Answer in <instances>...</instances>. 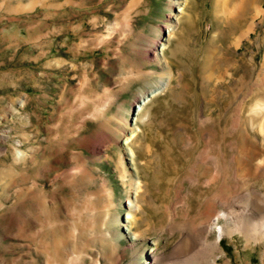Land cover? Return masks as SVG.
I'll list each match as a JSON object with an SVG mask.
<instances>
[{"label":"rangeland","instance_id":"rangeland-1","mask_svg":"<svg viewBox=\"0 0 264 264\" xmlns=\"http://www.w3.org/2000/svg\"><path fill=\"white\" fill-rule=\"evenodd\" d=\"M215 1L0 0V264H155L156 245L157 264H184L168 257L204 219L217 220L211 239L252 223L243 213L264 203V0ZM248 2L261 12L237 27ZM139 72L164 74L178 96L141 109V80H128ZM146 205L151 236L132 243L128 212L140 220ZM258 230L224 235L218 261L264 264Z\"/></svg>","mask_w":264,"mask_h":264},{"label":"bare ground","instance_id":"bare-ground-1","mask_svg":"<svg viewBox=\"0 0 264 264\" xmlns=\"http://www.w3.org/2000/svg\"><path fill=\"white\" fill-rule=\"evenodd\" d=\"M221 1L222 0H216V8H218V10L220 9L221 6ZM248 1V0H246ZM257 0H254V2ZM260 1V0H259ZM253 2V1H251ZM254 2L252 4H254ZM261 2V1H260ZM245 3V2H244ZM250 2H248L247 6L244 8V10L242 11V14H240V17L238 16V18L240 20H236L239 24L237 25V27H240V25L243 23L244 20L248 19L247 17H249L248 14H253V12L256 11L255 7L251 5V10L247 11L248 8H250L249 6ZM244 7V6H243ZM258 9V6H257ZM215 12V10L213 11ZM257 14H259L261 11L257 10L256 11ZM255 12V13H256ZM242 15V16H241ZM249 20V19H248ZM250 21V20H249ZM236 22V23H237ZM249 23V22H248ZM247 23V25H248ZM252 24V23H251ZM258 27V26H257ZM240 29V28H239ZM244 30V29H243ZM241 31V30H240ZM243 32V31H242ZM212 38V37H211ZM212 43V42H211ZM213 44V43H212ZM211 45V44H210ZM161 48H163V44H161ZM208 46V45H207ZM209 46L207 47V51L205 53V59L203 62V69L208 70L212 64H210V59L208 58V54H209V50H210ZM206 48V47H205ZM218 49V48H217ZM216 49V50H217ZM212 50V49H211ZM152 51V53L155 56H159L161 54V52H157V49L155 50H150ZM151 53V52H150ZM146 58H148L149 55H145ZM211 56V55H210ZM217 56V55H216ZM213 58V57H212ZM168 59V58H167ZM264 60V59H263ZM217 61V60H216ZM164 62V61H163ZM202 62V61H201ZM169 64V63H168ZM215 64V63H214ZM201 65V64H200ZM170 66V65H169ZM227 67V66H226ZM161 68L163 70V72L168 73L171 76V79L174 77L172 76L170 69L168 67V65H162L161 63ZM142 69V68H141ZM129 70V69H128ZM125 70V71H128ZM133 70V68H132ZM136 70V69H135ZM204 70V71H205ZM174 71V70H173ZM129 72V71H128ZM133 72V71H132ZM138 72V71H137ZM131 73V72H130ZM129 73V74H130ZM136 73V72H135ZM134 73V74H135ZM203 73V72H202ZM218 73V72H217ZM137 74V73H136ZM205 74V72H204ZM209 74V73H208ZM220 74V73H219ZM260 74V73H259ZM126 75V74H125ZM174 75V74H173ZM206 75V74H205ZM204 75V76H205ZM214 75V74H213ZM127 76V75H126ZM167 76V74H166ZM182 76V75H181ZM208 76V75H207ZM216 76V74L214 75ZM125 77V76H124ZM123 77V78H124ZM150 74L148 72H139V75L137 76H128V80H130V82H134L136 80H141V85H140V92L136 97V101L141 105H144L141 109H146V110H150L153 111L155 108V105L158 103V101H160L161 98H164L165 96H172V97H177L178 93L174 90V89H163L167 78L165 77V75L161 73V75L159 76L161 79L160 80H151L150 78ZM217 77V76H216ZM226 77V76H225ZM127 78V77H125ZM261 78V77H260ZM205 79V77H204ZM127 80V81H128ZM178 80V79H177ZM181 80V79H180ZM125 82V80H124ZM129 83V82H128ZM219 86V85H218ZM129 87V86H128ZM185 87V86H184ZM123 88V87H122ZM259 88V87H258ZM211 89V88H210ZM163 90V91H162ZM202 90V89H201ZM255 91V90H254ZM164 92V93H163ZM136 95V94H135ZM262 95V94H261ZM214 96V95H213ZM253 97V96H252ZM251 99V98H250ZM208 100V98H207ZM245 101V100H244ZM249 102V101H248ZM244 104V103H243ZM242 105V104H241ZM214 108V107H212ZM241 110V109H240ZM251 110V109H250ZM145 111V110H144ZM249 112V111H248ZM247 113V112H246ZM245 114V113H244ZM246 116V115H244ZM244 116L242 118H244ZM241 118V119H242ZM251 119H254V117H251L250 115H247L244 118V123H246V126L248 125L249 121H251ZM240 123H242L240 121ZM250 124V123H249ZM241 126V125H240ZM251 129V128H250ZM137 131V129L133 128L131 129V131L129 132V136H127V140L130 138V136H134L135 132ZM250 131V130H249ZM127 134V133H126ZM249 135V134H248ZM242 138L245 136L244 133H241ZM135 137V136H134ZM143 137V136H142ZM144 140V139H143ZM151 140V139H150ZM244 140V139H243ZM245 141V140H244ZM242 142V141H241ZM240 142V143H241ZM243 143V142H242ZM125 144V143H124ZM144 144V143H143ZM245 146V145H244ZM143 147V146H142ZM153 148V147H152ZM150 149V148H149ZM132 150V149H131ZM156 150V149H155ZM141 151V150H140ZM149 154V153H148ZM241 159V158H240ZM239 160V159H238ZM252 160V158H246L243 162L244 164H248L250 161ZM137 166V170L139 173H141V167L136 163ZM240 164V163H239ZM252 167V166H251ZM238 168V166H237ZM242 169V168H241ZM144 171V170H143ZM134 173V172H133ZM147 174V172H146ZM150 174V173H149ZM138 175V174H137ZM140 176V175H139ZM154 176V175H153ZM131 180V179H130ZM133 180V179H132ZM133 184V183H132ZM135 184V183H134ZM141 187V186H140ZM139 190V189H137ZM236 195V194H235ZM263 195V194H262ZM244 196V195H242ZM239 198V197H237ZM264 199V198H263ZM219 200V199H218ZM220 201V200H219ZM133 202V200H132ZM136 202V201H135ZM143 202V201H142ZM255 202V201H254ZM261 202V201H260ZM215 203V202H214ZM134 204V203H133ZM138 204V203H137ZM152 205V204H149ZM149 205H146L145 208L148 209L146 210H142L141 212V219L137 220L136 219V214L137 213H131L128 212L129 215H127V218H132L134 219L133 222L131 223H127L124 225V227L131 231L134 232L133 236L129 235L131 238L132 243H135L136 240H139L141 238H143V236L146 237H150V232L151 228H152V213L151 211H149L150 207ZM222 205V204H221ZM141 206V205H140ZM221 210V209H220ZM219 212V211H218ZM131 213V215H130ZM158 213V212H157ZM236 214V213H235ZM235 214L234 213H230V212H226V210H221L217 217L219 219L220 216H225L229 221H236L235 220ZM245 214L247 217H249L252 221V223L247 224V223H236L235 225H226V224H220L218 226H216V231H217V235L214 239H211V232L213 231V229H215L214 225L217 224V220H214L213 218L210 219L208 218L209 215L207 216L208 219H202L203 221L197 225V226H193L194 228L192 229L191 232H187V234H185L187 240L184 242V248L179 247L177 250L178 251H174V253L170 254V256L168 258L170 259H174L177 258L181 261L184 260V264H231L229 261H226L224 263H220L217 259L219 252H223L222 248H221V241L222 238L224 237V235L226 234H231L234 231L238 230L239 232L243 233L248 239L251 238H255L256 234L258 233V229L259 226L262 229V231H264V203L263 205H259L255 208H249L247 210H245V212L243 213ZM156 215V214H155ZM206 216V215H205ZM139 217V216H138ZM216 217V219H217ZM154 224V223H153ZM191 225V224H190ZM258 226V228H257ZM188 228V227H187ZM161 229V228H160ZM154 230V229H153ZM184 233V232H183ZM264 234V233H263ZM184 236V237H185ZM215 236V235H214ZM259 236V235H258ZM263 236V235H262ZM258 238V237H257ZM261 239V237H260ZM255 240V239H254ZM258 240V239H257ZM154 244V243H153ZM157 244V242H156ZM155 245V244H154ZM157 246H150L149 251L147 252V262L148 263L150 261V263H159L160 261H165L166 256L165 255H161L156 253L157 250ZM174 250V249H173ZM144 252V250H143ZM218 252V253H217ZM150 259V260H149ZM172 261V260H171ZM175 262V261H174ZM167 263V262H166Z\"/></svg>","mask_w":264,"mask_h":264}]
</instances>
